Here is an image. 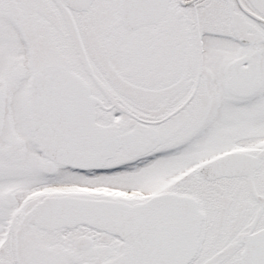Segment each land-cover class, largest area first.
<instances>
[{
	"label": "snow or ice",
	"instance_id": "1",
	"mask_svg": "<svg viewBox=\"0 0 264 264\" xmlns=\"http://www.w3.org/2000/svg\"><path fill=\"white\" fill-rule=\"evenodd\" d=\"M0 264H264V0H0Z\"/></svg>",
	"mask_w": 264,
	"mask_h": 264
}]
</instances>
